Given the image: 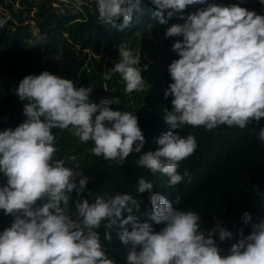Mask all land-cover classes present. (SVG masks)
Returning <instances> with one entry per match:
<instances>
[{"label": "trees", "instance_id": "1", "mask_svg": "<svg viewBox=\"0 0 264 264\" xmlns=\"http://www.w3.org/2000/svg\"><path fill=\"white\" fill-rule=\"evenodd\" d=\"M69 1L0 12V264H264V0Z\"/></svg>", "mask_w": 264, "mask_h": 264}, {"label": "rangeland", "instance_id": "2", "mask_svg": "<svg viewBox=\"0 0 264 264\" xmlns=\"http://www.w3.org/2000/svg\"><path fill=\"white\" fill-rule=\"evenodd\" d=\"M65 2H70L69 0H65ZM13 3V0H0V12L5 14H9V5ZM28 22H26L27 24Z\"/></svg>", "mask_w": 264, "mask_h": 264}]
</instances>
